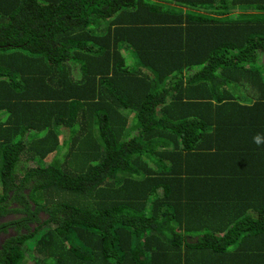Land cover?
<instances>
[{
  "label": "trees",
  "instance_id": "1",
  "mask_svg": "<svg viewBox=\"0 0 264 264\" xmlns=\"http://www.w3.org/2000/svg\"><path fill=\"white\" fill-rule=\"evenodd\" d=\"M257 135L264 0H0V264H264Z\"/></svg>",
  "mask_w": 264,
  "mask_h": 264
},
{
  "label": "clouds",
  "instance_id": "2",
  "mask_svg": "<svg viewBox=\"0 0 264 264\" xmlns=\"http://www.w3.org/2000/svg\"><path fill=\"white\" fill-rule=\"evenodd\" d=\"M253 142L256 143L259 146L264 141H262L260 136L257 135L256 137H253Z\"/></svg>",
  "mask_w": 264,
  "mask_h": 264
},
{
  "label": "rangeland",
  "instance_id": "3",
  "mask_svg": "<svg viewBox=\"0 0 264 264\" xmlns=\"http://www.w3.org/2000/svg\"><path fill=\"white\" fill-rule=\"evenodd\" d=\"M234 11H238V10H234Z\"/></svg>",
  "mask_w": 264,
  "mask_h": 264
}]
</instances>
